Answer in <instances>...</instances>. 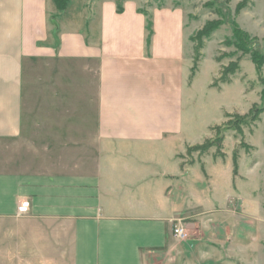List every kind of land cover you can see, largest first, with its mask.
Returning a JSON list of instances; mask_svg holds the SVG:
<instances>
[{"label":"crops","instance_id":"crops-1","mask_svg":"<svg viewBox=\"0 0 264 264\" xmlns=\"http://www.w3.org/2000/svg\"><path fill=\"white\" fill-rule=\"evenodd\" d=\"M145 4L0 0V264H253L241 172L186 157L200 29Z\"/></svg>","mask_w":264,"mask_h":264},{"label":"rangeland","instance_id":"rangeland-1","mask_svg":"<svg viewBox=\"0 0 264 264\" xmlns=\"http://www.w3.org/2000/svg\"><path fill=\"white\" fill-rule=\"evenodd\" d=\"M144 1L145 10L147 5H187L192 13L193 30L200 29L193 37V76L197 72V77L192 101L194 125L192 135L187 137L195 145L186 157H193L192 165L207 159L215 176V190L223 199L227 192L226 173L230 168L236 175L241 172L243 178L235 185L240 196L226 199L229 204L224 209L249 216L246 219L250 224L247 221L244 224L250 225L252 251L246 258L253 264H264V0ZM240 4L244 7L240 8ZM210 21L220 23L218 29L208 37H198ZM236 26L248 34L249 41L245 44L236 38ZM254 53L263 61L261 69L253 62ZM227 69L234 72L227 75ZM210 85L213 89H209ZM176 150L181 151L182 146L177 145ZM218 159L225 163L216 166L212 161ZM199 180L194 182L196 190L205 186H199ZM202 195H207L210 202L199 200L195 208L200 212L212 211L210 186L204 187ZM232 219L234 222L237 217ZM251 235L257 242L252 241Z\"/></svg>","mask_w":264,"mask_h":264},{"label":"trees","instance_id":"trees-1","mask_svg":"<svg viewBox=\"0 0 264 264\" xmlns=\"http://www.w3.org/2000/svg\"><path fill=\"white\" fill-rule=\"evenodd\" d=\"M58 7L63 9L66 7L68 0H56ZM243 4H240V8H243ZM220 26V23L215 22V21H210L206 24V26L198 33V37H208L212 32H214L216 29H218V27ZM234 33L237 39H239L241 41V43L245 44L246 42L249 41V36L246 32H244L239 26H236L234 29ZM246 52H248V50L243 49ZM252 58H253V62L256 64L258 69H261V67L263 66V61L260 58V55L257 53L252 54ZM234 72L231 71L230 69L226 70V74L228 75L229 73Z\"/></svg>","mask_w":264,"mask_h":264},{"label":"built area","instance_id":"built-area-1","mask_svg":"<svg viewBox=\"0 0 264 264\" xmlns=\"http://www.w3.org/2000/svg\"><path fill=\"white\" fill-rule=\"evenodd\" d=\"M30 205L28 202H24L19 206V213L20 214H27L29 212ZM175 235L180 238V239H185L187 238V235L185 233V230L183 227H178L174 230Z\"/></svg>","mask_w":264,"mask_h":264}]
</instances>
